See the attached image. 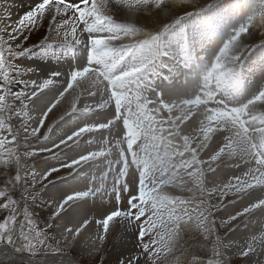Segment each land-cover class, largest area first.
<instances>
[{
	"label": "snow or ice",
	"instance_id": "snow-or-ice-1",
	"mask_svg": "<svg viewBox=\"0 0 264 264\" xmlns=\"http://www.w3.org/2000/svg\"><path fill=\"white\" fill-rule=\"evenodd\" d=\"M218 3L150 30L121 9L169 19L172 0H36L15 21L0 4V256L62 253L52 231L61 228L68 247L94 228L90 254L115 232L134 235L133 249L114 264L264 258V86L237 98L243 39L264 28V0H231L227 15L240 20L227 31L224 17L209 18ZM55 45L83 48L86 58L48 73L19 62L32 48ZM66 118L71 127L46 144ZM61 155L53 167L30 163ZM69 177L78 182L69 190L49 188ZM245 222L257 227L225 242L220 229ZM190 232L211 244L206 262L184 257L180 242ZM95 264H104L102 255Z\"/></svg>",
	"mask_w": 264,
	"mask_h": 264
},
{
	"label": "rangeland",
	"instance_id": "rangeland-1",
	"mask_svg": "<svg viewBox=\"0 0 264 264\" xmlns=\"http://www.w3.org/2000/svg\"><path fill=\"white\" fill-rule=\"evenodd\" d=\"M10 2H11V0H0V4H2L4 8H6L8 5H10ZM20 2H22V3H20ZM211 2H212V0H173L172 4L174 5V14L175 15L169 19H165V17H163V16L158 18V17H156L152 14L146 13V12H140V13H136L134 15H129L128 14L129 10L127 8H122L121 14L125 19L128 20V22L134 23L137 27L143 28L144 30H150L154 25L159 23V20H161V19L165 20V22H169L172 19H175L176 16H178L180 14L183 15L185 11L192 12V10L198 9L199 7H202L205 4L211 3ZM18 3L21 6H26V8L28 10L33 6V4H32L33 2L28 3L27 1L25 2V0H18ZM0 10H2V9H0ZM226 10H228V9H226ZM193 20H195V17H192V19L190 18L189 22H192ZM239 20H240L239 17L234 16V19L231 18L229 21L230 25L224 26V30L226 31V30H228V28L235 26L236 24L239 23ZM45 34H46V31H44V30H42L41 32L33 34L32 37L30 38V43L34 44V43L40 42L41 40H43V37ZM260 36L261 37L263 36V37L261 39H258ZM263 38H264V28L257 27L256 29L251 30L250 34L246 38L243 39V43L245 45H248V47H250V49H251V46L253 44H255L256 42L258 43L259 40L261 41ZM213 48H215V46H213ZM256 48H254V49H256ZM82 52H83L82 56L84 59V58H86V50L82 48ZM248 53H249L248 56H251L254 53H256L258 55L257 50L253 51L252 53L249 51ZM200 54L204 55L205 53L201 52ZM208 54L211 55V50L209 51ZM42 61H45V60L42 59ZM66 62H68V65L70 63H72L68 60ZM66 62L63 65V68H66V66H68L66 64ZM241 67H242L241 73H243V75L245 74V80L247 81V84L243 80L240 81V87L239 88H241V89L238 90V96L239 97L241 96L240 92L243 91L247 87V85H248V88L246 89V93L249 96H245V97L241 96V98H238V99L240 101L241 100L244 101V99L251 96L250 94L252 93V87H251L252 83H253V94H255L254 92H256L260 87L264 86V69L258 70V71H250L246 68V65H244V63H243V65H241ZM55 68H56V70L63 69V68H59V67H53V69H55ZM243 75H241V77H243ZM65 108L67 109V102L65 104ZM64 110L65 109H63V107H62L61 110L59 112H57L55 116L52 117V119L57 118L61 114V112ZM73 122L74 121H72L69 118L66 119V121L61 122L60 126L57 129L58 133H62L64 130L70 128ZM51 139H52V141H55L54 138H51ZM49 141H51V140H49ZM48 142H45V143H48ZM69 155H71V153H69ZM46 158H48V157H37L34 161H31L30 163H34L35 166H37L38 162L41 159H46ZM66 158L67 157L64 155H61L60 157H51L49 162H52V163L55 162V165L53 164L51 167L56 166L60 162H63V160H65ZM220 171L222 172V174H224L225 172L230 171V169L222 168V170H220ZM12 174H14V171ZM4 178L5 177L3 175H0V181H2ZM49 188H52L54 191H57V192L63 191V189H60V191L57 190V188L53 185H50ZM168 192L170 195H182V196H185L187 198H191V196H192L191 193H181V192H179V190H176V189H168ZM239 206H240L239 202H237L236 205L229 206L228 209L222 210L220 215H226L229 212H231L233 210V208H236ZM37 211H39V210H37ZM218 220H219V217H217V221ZM40 226L43 227L42 221H41ZM256 227H257V225L255 224V222H245L244 224H241L240 226H238L232 232H228V230L226 228L220 229V235L222 237H226L225 242H227L228 239H230V240L233 239V237H234L233 235L235 232H238L239 235L234 240H243L244 238H246L250 234L251 231L255 230ZM51 234L54 235L57 240H59V242H60L59 246L61 248H64V251L62 253L71 254L72 256L77 257L84 264H95V261L101 255L103 256L104 264H114L117 257L121 254L120 250H118V247H116L114 244H112V238L111 237L107 240L106 245L103 247L104 248L103 253L100 254L96 258H90L87 256L86 253L82 252L81 250H77L76 248L70 249V250L67 249V247H65L66 244L64 243V241L61 240V238H59V236L57 235V229L52 231ZM48 243L52 244L53 247L57 246L55 241L49 240ZM132 243H133L132 245L134 246V243H135L134 235H133V242ZM180 244H181V247L183 249L184 257L189 261L192 259L193 256H196V257L204 260L205 262L212 257L211 244L209 242H205L203 237L199 236L196 233H191V232L186 233L184 235L183 239L181 240ZM137 251H138V249H137ZM48 253H58V252H53V251H51V249H47V250L42 249L40 252L37 253V255L35 257L44 256L45 254H48ZM20 255L32 258V256H30V254H28V253H23ZM176 255L180 256L181 253L177 252ZM257 259H264V258L252 257V258L248 259V264H256ZM5 264H8V263H5ZM14 264H20V263L14 262ZM167 264H175V258L169 257ZM234 264H241V262L239 260H234Z\"/></svg>",
	"mask_w": 264,
	"mask_h": 264
},
{
	"label": "bare ground",
	"instance_id": "bare-ground-1",
	"mask_svg": "<svg viewBox=\"0 0 264 264\" xmlns=\"http://www.w3.org/2000/svg\"><path fill=\"white\" fill-rule=\"evenodd\" d=\"M25 2H26V0H25ZM35 2H36V0H34V3H32V4H35ZM20 3H22V2H20ZM230 3H231V0H225L221 3H219L218 6L213 10V11H216L217 17H224L226 19V23H225L226 26L230 25L229 21L231 18L234 19V16H224V14H222L223 11L228 9V6ZM6 8L8 9V11L11 12V16H12L13 21L17 20L21 15H23L24 12H26L28 10L26 8V6L19 5L18 1H16V0H11L10 5H8ZM209 18L211 19V17H209ZM255 50L258 51V55L256 53H254L251 56H247L248 52L250 51V47H247L244 50V53L241 57V60L244 61V65H246V68L248 70H251V71L263 70L264 69V61H263L264 60V45L257 47L253 51H255ZM76 51L81 55V53H82L81 48H77ZM253 51H251V53ZM26 57H28V56L26 55ZM42 58H43V60H48L47 62H49V65L53 62L48 56L42 55ZM81 61H82V58L78 62H81ZM72 63H75V62H72ZM23 64H26L29 67L34 66L28 60V58L23 60ZM49 65L43 63V64H41L42 67H40V66L37 67V70L40 73H48V72L56 70V68L53 69V67H50ZM33 68L36 69V67H33ZM65 104H66V101H65V103L62 102V105L60 107L61 108L63 107V109L66 110ZM62 113H63V111L61 112V114ZM58 117L55 119H58ZM66 119H68V118H66ZM66 119H65V121H66ZM56 133H58L57 130L52 136H50L49 140L52 141V139H51L52 137L54 139H56ZM45 142H48V141H45ZM50 158L48 157L46 159H41L38 162L36 167L39 169V168L51 167L53 164L55 165V162L54 163L49 162ZM227 172H229V171H227ZM227 172H225V173H227ZM75 182L76 181L73 178L69 177L65 180H56L54 182V186L59 191H60V189H63V191H67L71 187L75 186L78 183V182H76V183ZM57 235L59 236V238H61V240L64 241L65 244H67V241L64 240L61 228H57ZM238 235H239L238 232H235L232 240L236 239V237H238ZM94 237H95V229L94 228L90 229L89 231H85L77 239V242L71 246H68L67 249L70 250V249L76 248L77 250H81L82 252L86 253L88 257L96 258L100 254L103 253L104 248L101 250V253H94L93 252L90 254V248H91L90 238H94ZM111 238H112V244H114L116 247H118V250H120L121 254L127 255V254H129V251L133 249V245H132L133 244L132 243L133 242V234H131V233L123 234V236H122L121 233L115 232V233H113ZM86 241H88V243H85ZM106 242H105L104 246L106 245ZM0 260H3L5 263H8L9 260H13L14 262H17L20 264H29V260L39 261L40 264H84L77 257L72 256L71 254H67V253H48V254H45L44 256L32 257V258L23 256L20 254H17L15 256L3 255V256H0Z\"/></svg>",
	"mask_w": 264,
	"mask_h": 264
},
{
	"label": "trees",
	"instance_id": "trees-1",
	"mask_svg": "<svg viewBox=\"0 0 264 264\" xmlns=\"http://www.w3.org/2000/svg\"><path fill=\"white\" fill-rule=\"evenodd\" d=\"M262 37H263V36H262ZM262 37L260 36L259 38H262ZM259 38H258V39H259Z\"/></svg>",
	"mask_w": 264,
	"mask_h": 264
}]
</instances>
